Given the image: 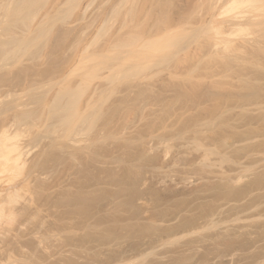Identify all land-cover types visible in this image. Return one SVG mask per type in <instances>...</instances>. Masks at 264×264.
Wrapping results in <instances>:
<instances>
[{
	"label": "rangeland",
	"instance_id": "rangeland-1",
	"mask_svg": "<svg viewBox=\"0 0 264 264\" xmlns=\"http://www.w3.org/2000/svg\"><path fill=\"white\" fill-rule=\"evenodd\" d=\"M240 1L0 0L5 202L30 182L0 264H264V0Z\"/></svg>",
	"mask_w": 264,
	"mask_h": 264
},
{
	"label": "bare ground",
	"instance_id": "bare-ground-1",
	"mask_svg": "<svg viewBox=\"0 0 264 264\" xmlns=\"http://www.w3.org/2000/svg\"><path fill=\"white\" fill-rule=\"evenodd\" d=\"M4 1H5V0H4ZM130 1H131V0H130ZM212 1H213V5H214L215 7H217V5H218L220 2H222L223 0H212ZM238 1H239V0H224V4H223V5L225 6V5L230 4V3L233 5L234 3L238 2ZM242 1H243V0H241L240 2H242ZM33 2H34V0H24V5H26V6H30V5L33 4ZM129 3H130V2H129ZM162 3H163V2H162ZM1 4H2V3H1ZM231 4H230V5H231ZM163 6H164V5H163ZM165 6H166V5H165ZM221 6H222V5H221ZM24 7H25V6H24ZM162 8H163V7H162ZM9 9H10V8H9ZM19 9H20V7H19ZM33 9H34V8H33ZM165 9H166V8H165ZM169 10H170V9H169ZM26 12H27V11H26ZM34 14H35V13H34ZM165 14H166V13H165ZM165 14H163V15H164L163 18L166 17V18H165V21H167V20L170 21V20H169V16H170V15H169L168 13H167L166 15H165ZM219 14H221V12H220V13H219V12L217 13V12L215 11V8H214V7H211V8L209 9V15H210V17L212 18L211 21H215L216 19H218L217 16H218ZM15 15H17V14H15ZM15 15H14V17H15ZM6 16H7V15H6ZM32 16H33V15H32ZM260 16H261V15H260ZM14 17H13V18H14ZM30 17H31V16H30ZM234 17H235V16H234ZM237 17H238V16H237ZM253 17H254V16H253ZM161 18H162V17H161ZM211 18H210V19H211ZM238 18H239V17H238ZM32 19H33V17H32ZM253 19H254L255 23L261 22V21H259L258 18H257L258 21H256V20H257L256 18H252L251 20H253ZM255 19H256V20H255ZM220 20H221V18H220ZM241 20H242V19H241ZM241 20L236 19V20H233V22H231V23H232V25H233L234 27H236V28H238V27H239V28H240V27H241V28H244V27L247 28L248 26H250V24H249L248 22L246 23V20H245V21H244V20L241 21ZM161 21L164 22V24H165L164 19L161 20ZM216 21H217V24H218V20H216ZM248 21H250V20L248 19ZM254 21H252V23H253ZM222 22H224V20H223ZM222 22H221V23H222ZM227 22L229 23V21H227ZM250 22H251V21H250ZM212 23H213V22H212ZM221 23H219L218 25L214 23L215 25H217L216 27H217V29H218V32H219L220 30L222 31V27H224V26L227 24V23L225 24V22H224L225 25H223V24L221 25ZM262 23H263V22H262ZM167 24H168V23H167ZM214 24H213V25H214ZM259 24H261V23H259ZM227 25H228V24H227ZM229 25H231V24H229ZM47 29H48V28H47ZM40 32H41V31H40ZM47 32H48V30H47ZM137 36H138V35L135 34V36H132V37H131V40H133V41L137 40V38H138ZM41 38H42V37H41ZM131 40H130V41H131ZM35 43H36V42H35ZM251 44H252V43H251ZM255 44H257L258 46H255V47H253V48L251 47L250 49H247V48H246L247 51H245V52L247 53L248 50H249L248 54H250V55L252 54V55H251L252 57H253V55L256 56V57L259 56V55H256V52H257V53H258V52H259V53H260V52H261V53L264 52V45H263V44H262V45H259V44H261V43H255ZM31 45H32V44H31ZM244 45H245V44H244ZM244 45H242V46H244ZM228 46H229V47H232V48H233V51H236L237 49H238L237 51H239V49L242 48V47L240 48V45L228 44L227 47H226L227 49H228ZM250 46H251V45H250ZM250 46H249V47H250ZM249 47H248V48H249ZM232 48H231V50H232ZM229 49H230V48H229ZM243 49H245V47L242 48V50H243ZM246 49H245V50H246ZM242 50H240V51L242 52ZM12 51H13V50H12ZM228 51H229V50H228ZM243 51H244V50H243ZM9 52H10V51H9ZM259 53H258V54H259ZM6 54H8V53H6ZM223 54H224V53H223ZM260 55H261V54H260ZM18 56H19V55H18ZM215 56H216V55H215ZM218 57H219V56H218ZM221 57H222V55H221ZM221 57H220V58H221ZM223 57H224V56H223ZM223 57H222V58H223ZM259 57H260V56H259ZM259 57H257V58H259ZM224 58H225V57H224ZM224 58H223V59H224ZM226 58H227V57H226ZM254 60H255V59H254ZM225 61H226V60H225ZM244 61H245V60H244ZM225 64L228 65V62H225ZM225 64H224V65H225ZM229 65H230V64H229ZM232 65H233V64H232ZM227 68H229V67H227ZM232 69H233V68H232ZM225 70H226V69H225ZM233 70H234V69H233ZM125 72H126V71H125ZM226 73H227V72H226ZM227 74H229V73H227ZM5 77H6V76H4V78H5ZM10 79H11V78H10ZM4 80H5V79H4ZM7 80H8V79H7ZM14 81H15V80H14ZM3 82H4V81H3L2 79H0V92H1L2 90L5 91V89H6V88H3V89L1 88ZM15 82H16V81H15ZM6 83H7V81H6ZM11 83H12V82H11ZM18 83H19V82H18ZM8 84H9V83H8ZM13 84H14V83H13ZM14 85H15V84H14ZM16 85H17V84H16ZM8 86H9V85H7V88H8ZM5 87H6V84H5ZM11 87H12V86H11ZM18 87H19V84H18ZM9 88H10V87H9ZM12 88H13V87H12ZM14 88H15V87H14ZM16 88H17V87H16ZM10 91H11V88H10ZM14 91H15V90H13V93H12V91H11V92H10L11 94H9V95L15 94L16 92H14ZM1 93H3V92H1ZM17 93H18V92H17ZM3 94H4V93H3ZM78 94H80V93H78ZM75 95H76V94H75ZM73 96H74V95H73ZM2 97H3V95H2ZM0 98H1V96H0ZM20 99H21V98H20ZM0 100H1V99H0ZM69 102H70V101H69ZM12 105H13V104H12ZM31 105H32V104H31ZM77 107H78V106H77ZM4 108H5V107H4ZM11 108H12V107H11ZM13 108H14V107H13ZM0 109H1V108H0ZM6 109H7V108H6ZM9 109H10V108H9ZM2 110L4 111V109H2ZM12 110H13V109H12ZM12 110H11V111H12ZM30 110H32V109H30ZM33 110H34V109H33ZM35 110H36V109H35ZM5 111H6V110H5ZM9 111H10V110H9ZM9 111H8V112H9ZM11 111H10V112H11ZM30 112H31V111H30ZM6 113H7V112H6ZM11 113H12V112H11ZM11 113H10V117H11L10 119H12V115H11ZM16 113H17V112H16ZM31 113H32V112H31ZM34 113H35V112H34ZM3 114H5V113H3ZM1 115H2V113H1ZM17 115H18V113H17ZM73 115H74V114H73ZM6 116H8V114H5V117L3 116L4 118H6L5 120H4V118H2V116L0 117V119H3V120H0V130H2V134H0V136H1V135L4 136V137H3V136L0 137V141L2 140V141H1L2 143H1V145H0V148H1L2 151H0V153L3 154V152H5V153H4V156L6 155V153H7V155H8V153H9V155H8V156L6 155V157H4L3 155L0 154V165L2 166L4 163L2 164L1 162H4V161H5V163H7V164H9L10 162H11V164H13V165L16 164L15 167H16V166L18 167V165H19L20 163H23V165L20 164V167H21V166H23V167H22L21 169H20V167H18V168H19L18 170H19V171H24V172H22V173L26 174V173H27V172L25 171L26 168L24 167V166H26V165H25L26 163L22 162V157H21V155H23V153H24V151H25L26 149L24 150V148H23V151H21V150H22V148H21L22 146L19 144L21 147H18L19 145L16 144V142H15V140H17L16 138L20 135L21 131L17 130L16 133H15V132L13 133V131L10 130L12 133H11V132L8 133V130H9L8 128L11 129V127H12L13 125H18V124L20 123V116H15V118H13V120H15V119L17 120L16 117H19V119H18L19 121L17 120L19 123H17V121H14V123L12 124V121H13V120H12V121H11V124H12L11 127H9L10 124L8 125V122H10V121L7 122V117H6ZM13 116H14V115H13ZM28 116H29V115H28ZM31 116H32V115H31ZM8 119H9V118H8ZM32 120H33V119H32ZM20 124H21V123H20ZM22 124H23V123H22ZM25 125H26V124H25ZM18 126H19V125H18ZM18 126H17V127H18ZM7 127H8V128H7ZM17 127H15V128H17ZM20 127H21V126H20ZM22 127H23V126H22ZM13 128H14V127H13ZM13 128H12V129H13ZM18 128H19V127H18ZM24 128H26V127H24ZM73 128H74V127H73ZM20 129H23V128H20ZM14 130H16V129H14ZM18 131H19V132H18ZM0 132H1V131H0ZM22 132H23V131H22ZM16 134H17V135L19 134V135L17 136ZM16 136H17V137H16ZM29 136H30V135H29ZM15 137H16V138H15ZM13 138H15V140H14ZM5 139H6V140L8 139V140L6 141ZM10 139H11V140H10ZM9 140H10L11 142L14 141V142H15V145H13L14 142L11 143ZM12 140H13V141H12ZM3 141H4V142L6 141V142H8V143L5 142L6 144L2 145V144L4 143ZM10 143H11V144H10ZM18 143H19V142H18ZM27 144H28V143H27ZM5 145H6V147H7L8 150L3 151ZM8 145H9V146H8ZM2 146H4V147H2ZM11 146H12V147H11ZM29 146H30V145H29ZM6 147H5V149H6ZM8 147H10V150H9ZM13 147H14V150H15V151H16L17 149H21V150H20L21 152H19V151L17 150L20 154L17 155V154H16L17 152L15 153V151L12 150ZM15 147H17V149H15ZM27 147H28V146H27ZM25 148H26V147H25ZM28 148H29V147H28ZM7 151H9V152H7ZM12 152H14V153L16 154V156L13 155L14 153L11 154ZM29 153H30V151H29ZM24 154H25V153H24ZM10 155H12V157L15 158V159H14L15 161H14L13 159H11L12 161L8 160V159H10V158H8V157H11ZM14 156H15V157H14ZM2 157H3V158H2ZM23 157H24V156H23ZM7 158H8V159H7ZM2 159H3V160H4V159H7V162H6V160L2 161ZM18 159H19V160H18ZM8 161H10V162L8 163ZM18 161H20L19 164H18ZM24 161H27V160H25V158H24ZM13 162H14V163H13ZM15 162H16V163H15ZM28 162H29V161H27V164H28ZM30 165H31V162H30V164H29V167H30ZM1 166H0V167H1ZM5 166H6V165H5ZM5 166H4V167H5ZM6 167H8V166H6ZM31 167H33V164L31 165ZM24 168H25V169H24ZM16 169H17V168H16ZM22 169H23V170H22ZM29 169H30V171H28V172H29V174H30V172H31V168H29ZM32 169H33V168H32ZM27 170H28V169H27ZM1 171L4 172L5 170H4V171H3V170H0V173H1ZM25 172H26V173H25ZM19 173H20V172H19ZM31 173H32V172H31ZM33 173H34V172H33ZM20 174H21V173H20ZM0 176H1L0 178H2L4 175H0ZM25 176H26V175H25ZM31 177H32V176H31ZM24 179H25V178H24ZM29 179H30V178H29ZM1 180H2V179H1ZM3 180H4V179H3ZM25 180H28V179H25ZM30 180H31V179H30ZM4 181H6V180H4ZM4 181H3V182H4ZM0 182H1V181H0ZM1 183H2V182H1ZM4 183H5V182H4ZM4 183H3V186H4ZM8 183H9V181H8ZM23 183H25V184L28 183V184H29L30 182H28V181L25 182V181H24ZM6 184H7V183H6ZM6 184H5V185H6ZM25 184H24V186H25ZM18 185H19V184H18ZM29 185H30V184H29ZM29 185H26V186H29ZM20 186H21V188L19 187V190H18V189L16 188V184H15V188H16L15 190H18L17 192H20L23 188H25V187L22 186L21 184H20ZM22 187H23V188H22ZM1 188H2V187H0V190H1ZM4 188H6V187L4 186ZM4 188L1 190V191H3V192H2V195L0 194V197L3 198V196H4V198L6 199V198L8 197V195H6V193H5V195H3V194H4V192H5L6 190L9 191L10 189H4ZM8 188H9V187H8ZM20 189H21V190H20ZM29 189H30V188H29ZM31 189H32V188H31ZM4 190H5V191H4ZM13 190H14V186H13L12 190H11L9 193H7V194H9L10 198L13 197V199H15V198L18 199L17 197H19V196L14 195V192H16V191L14 190V192H12ZM7 191H6V192H7ZM11 192H12V193H11ZM17 192H16V193H17ZM31 192H32V191H31ZM31 192H30V193H31ZM16 193H15V194H16ZM12 194H13V196H12ZM31 195H32V194H31ZM5 196H6V197H5ZM15 196H17V197H15ZM20 196H23V195H20ZM2 198L0 199V200L2 201V202L0 203V219H2V220H0V221H3V220H4V222H5V220H10L11 222H16L15 218H16L18 215H16L15 213H16L17 211H19V210H16V211H15V205H16L15 203L18 202L19 200L16 201V199H15V201H14L13 199L11 200L10 198H8L9 200H8V201L6 200V201H7V203H6V202H5V199L3 198V200H2ZM25 198H26V197H25ZM33 199H34V198H33ZM33 199H30V201H32ZM48 199H49V197H48ZM48 199H47V200H48ZM49 200H50V199H49ZM3 201H4V205H5V203H6V207H7V208H8V206H7L8 203H12V202L14 203V202H15L14 205L9 204V207H10V206H13L11 210H14L15 213H14V211H10V209H9L10 212H7L8 209L3 205ZM33 201H34V200H33ZM33 201H32V203H33ZM25 202H26V201H25ZM29 203H30V202H29ZM32 203H31V205H32ZM18 204H19V203H18ZM34 204H35V203H34ZM28 206H29V205H28ZM16 207H17V206H16ZM31 207H32V206H31ZM10 208H11V207H10ZM22 208H23V207H22ZM24 208H25V207H24ZM5 210H6V211H5ZM24 211H25V210H24ZM6 212H7L8 215H11V216H13V214H15L16 217H14V216H15V215H14V216H13L14 219H13L12 217H8L7 219H5ZM17 213H19V212H17ZM23 214H24V213H23ZM25 214H26V213H25ZM8 215H6V216H8ZM2 216H4V217H2ZM20 216H21V215H20ZM1 217H2V218H1ZM11 218H12L13 220H15V221H13ZM17 218H18V217H17ZM17 222H18V221H17ZM191 222H192V221H191ZM5 223H6V222H5ZM8 223H9V221H8ZM193 223H194V222H192V224H193ZM188 224H189V223H188ZM9 225H10V224H9ZM9 225H8V226H9ZM0 226H1V225H0ZM2 226H3V225H2ZM10 226H12V224H11ZM3 227H5V224H4ZM0 231H1V230H0ZM4 231H5V230H4ZM4 231H3V232H4ZM47 231H48V230H47ZM2 234H3V233H2ZM2 234H0V235H2ZM2 236H3V235H2ZM0 237H1V236H0ZM19 237H20V236H19ZM14 238H15V237H14ZM6 239H7V238H6ZM2 240H3V239H1V241H2ZM7 240H9V239H7ZM3 241H6V240L4 239ZM14 241H17V240L14 239ZM44 241H45V240H44ZM8 243H9V242H8ZM0 244H1V243H0ZM12 245H13V244H12ZM15 245H16V244H15ZM15 245H14V246H15ZM3 248H4V247H3ZM12 248H14V247H12ZM16 249H18V248H16ZM19 249H20V248H19ZM10 252H11V251H10ZM16 252H17V251H16ZM18 252H19V251H18ZM2 253H3V251H2ZM13 253H14V252H13ZM5 255L7 256V254H5ZM14 255H15V254H14ZM6 256H5V257H6ZM8 256H9V254H8ZM16 256H17V255H16ZM3 257H4V256H3ZM19 257H20V256H19ZM9 258H11V257L9 256ZM14 258H15V257H14ZM14 258H13V259H14ZM7 259H8V258H7ZM1 260H2V259H1ZM2 262H3V261H2ZM3 263H4V262H3ZM27 263H28V262H27Z\"/></svg>",
	"mask_w": 264,
	"mask_h": 264
}]
</instances>
